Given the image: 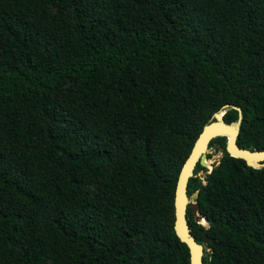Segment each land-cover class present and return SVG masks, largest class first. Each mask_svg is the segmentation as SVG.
Returning a JSON list of instances; mask_svg holds the SVG:
<instances>
[{"label": "trees", "instance_id": "1", "mask_svg": "<svg viewBox=\"0 0 264 264\" xmlns=\"http://www.w3.org/2000/svg\"><path fill=\"white\" fill-rule=\"evenodd\" d=\"M239 109L263 151L264 0H0V264H190L179 175ZM227 142L189 181L204 264H264V167Z\"/></svg>", "mask_w": 264, "mask_h": 264}, {"label": "water", "instance_id": "2", "mask_svg": "<svg viewBox=\"0 0 264 264\" xmlns=\"http://www.w3.org/2000/svg\"><path fill=\"white\" fill-rule=\"evenodd\" d=\"M240 111V109H239ZM224 114H217L216 121L204 128L203 132L197 139L188 159L183 165L179 179L176 186L175 194V231L182 242L186 243L190 253V264H204V251L212 252L210 245L213 242L208 236V230L202 231V244L200 245L195 236L192 233V229L189 225L187 218L188 207L193 210L194 213H198L200 206L197 203H193L188 197L189 181L194 177V170L198 163L202 167H207V149L211 141L218 136H226L227 152L239 159H243L248 166L254 168L264 167V150H247L242 149L238 145L240 127L243 122V114L240 111L238 121L227 124L224 121ZM225 134V135H223ZM214 150H218L216 145L213 146ZM257 163L259 167L254 164ZM200 182L207 184L209 182L208 177H199ZM200 217L208 223V219L200 214ZM197 217V218H200ZM210 249V250H209Z\"/></svg>", "mask_w": 264, "mask_h": 264}, {"label": "rangeland", "instance_id": "3", "mask_svg": "<svg viewBox=\"0 0 264 264\" xmlns=\"http://www.w3.org/2000/svg\"><path fill=\"white\" fill-rule=\"evenodd\" d=\"M206 153L208 155L207 167L205 168L203 167V169L199 171L197 175L198 177H203V178L208 177V175L213 171V169L220 164L221 158L223 156L222 151L214 150V149H211V150L207 149ZM203 184L205 183L203 182ZM194 214H195L194 217H195L196 222L207 229L208 224L204 221V219L200 217V214L198 213H194ZM197 217H200V218H197ZM207 250H205L204 252H208Z\"/></svg>", "mask_w": 264, "mask_h": 264}, {"label": "bare ground", "instance_id": "4", "mask_svg": "<svg viewBox=\"0 0 264 264\" xmlns=\"http://www.w3.org/2000/svg\"><path fill=\"white\" fill-rule=\"evenodd\" d=\"M223 135H225V134H223ZM255 164H256L257 167H259V165H258L257 163H255ZM210 174H211V173H210Z\"/></svg>", "mask_w": 264, "mask_h": 264}]
</instances>
